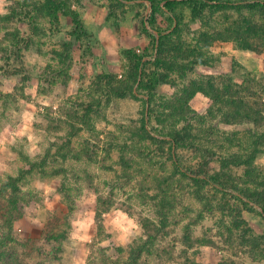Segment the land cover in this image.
Segmentation results:
<instances>
[{
    "label": "rangeland",
    "instance_id": "obj_1",
    "mask_svg": "<svg viewBox=\"0 0 264 264\" xmlns=\"http://www.w3.org/2000/svg\"><path fill=\"white\" fill-rule=\"evenodd\" d=\"M47 1L0 0V187L21 176L17 197L33 199L13 233L27 251L49 246L47 227L66 232L56 257L33 253L28 264H107L116 247L125 249L120 258L126 260L150 241L152 254L141 259L149 264H264V216L254 201L241 199L246 206L234 200L236 189L255 191L254 177L243 179L244 168L230 166L224 172L232 177L227 174L224 181L217 168L212 177L193 182L209 152H215L214 162L216 156L249 153L264 124L227 126L221 114L208 115L206 107L187 123L182 118L191 115L190 101L181 104L183 117H172L164 107L184 86L194 89L192 81L202 75L205 84L223 81L228 67L215 69L221 59L209 50L219 43L213 36L228 28L242 38L258 21L264 29V4L156 0L159 8L172 5L173 13L164 11L176 18L171 22L156 12L160 37L149 24V0H51L55 16H49L50 4L44 8ZM204 32L212 42L200 45ZM158 38L167 47L178 44L179 51L158 54ZM226 41L213 49L236 54L241 64L224 81L264 123V44L255 41L258 52H237ZM234 46L239 48L235 41ZM197 47L201 51L193 52ZM164 62L186 67L185 77L170 74L177 89L155 85L168 73ZM201 65L213 67L211 73ZM111 86L134 88L120 97ZM177 133L185 139L180 146L169 142ZM148 134L156 140L139 143ZM263 162L252 166L264 170ZM156 193L160 197L153 199ZM257 194L253 197L261 199ZM99 196L106 202L98 214ZM162 197L176 208H165ZM239 207L246 210L239 213Z\"/></svg>",
    "mask_w": 264,
    "mask_h": 264
},
{
    "label": "trees",
    "instance_id": "obj_2",
    "mask_svg": "<svg viewBox=\"0 0 264 264\" xmlns=\"http://www.w3.org/2000/svg\"><path fill=\"white\" fill-rule=\"evenodd\" d=\"M152 4V16L149 19V24L152 30L155 32H158V34L161 37L162 30L157 28L156 26V21H155V14L162 13V16L166 20H170L173 22L176 20L175 17H170L167 15L165 9L167 11H171L173 13V8L171 7L172 5L168 4V2L165 3L164 8H159L160 6L157 5L156 0H149ZM50 7H46L49 6ZM262 0H253L250 5L257 7L263 5ZM160 5V4H159ZM48 9L49 16H55L56 15V3L51 2V0H48L47 3L44 5V8ZM259 22V21H258ZM258 22L252 23L251 26H249L245 32H242L243 36L242 38L237 36H232L230 33V30L228 28H225V32H221L220 34H216L214 37V41H226V40H233L237 43L238 47L240 49H258L255 41H259L262 44H264V29H262L261 26H258ZM158 23V21H157ZM207 32L202 33V36L199 38L200 45H202V42L204 41V44H208V42H212V38L206 34ZM154 40L156 41L155 35L150 32ZM168 42L163 40V38H158V54H164L166 51H175L178 52L180 49V46L178 44H173L171 43L168 47L167 44ZM211 44V43H209ZM196 51H201L200 48H195L193 52ZM202 53V52H201ZM181 60H184L183 57L181 56ZM70 59V58H69ZM179 59V58H178ZM166 65L165 68L167 70V74L160 75L158 78L157 84L159 85L160 83L162 84H171L172 80L170 79V74L175 73L176 71L179 73L180 77H185L186 76V71H185V66L181 64H172L169 62H164ZM209 75V74H208ZM162 76V78H161ZM211 78V76H209ZM136 79V78H135ZM213 80V79H212ZM208 79V83L205 84L203 79L200 80H194L192 81V86L194 89L187 91L188 86H184L181 89V92L174 98H171L167 101L164 102V107L166 109H171L170 112L172 117L175 115L179 114L182 115L183 117V109L184 105L182 106L181 104H185L186 102H189L193 96L198 92L202 91L206 93L207 95L211 96L213 99V104L209 108L207 114L212 115V116H217V115H222L224 122L226 125H235L237 123H244V122H253L254 125L256 126L257 124L262 123V115L260 113L255 112L254 114L253 111H251L250 106H248L243 98L241 96L236 95V92L234 90V87L232 84L229 82L224 81L223 82V87L218 86L216 81H212ZM171 81V82H170ZM173 84V83H172ZM176 85V82L175 84ZM134 87H131L130 89L126 90L123 88L115 89L111 86V91L114 92L115 95H118L120 97L126 96L129 92H132ZM189 92V93H188ZM187 95V99L184 100V96ZM174 101V106L170 107V102ZM190 105V103H189ZM170 107V108H169ZM218 107V111H214V109ZM191 115L187 117H183L182 119L190 123L192 119L194 118L193 115L198 116L199 114L192 109L190 106L189 108ZM218 112V114H216ZM170 115V114H169ZM150 133V132H149ZM234 137H237V133L232 134ZM147 137V136H146ZM142 139L141 142H145L148 138L150 140H156L152 134H148L147 138ZM184 137L180 135L179 133L174 134L170 137L169 142H171L175 146H180L179 143L184 142ZM229 140H232V136ZM193 149H197V144L192 142L190 145ZM252 150L249 153L242 154V153H232L228 156H216V162H214L211 158L215 157V152L213 153H208L209 154V159L208 158H203L201 161L198 163V169L195 171V174L193 176V182L195 183H200L201 180L206 179V177H212L210 175L211 172H215L217 168H221L222 175L219 176L218 179L220 181H224L223 179L225 178V175H230L228 172H224V169L229 168L230 166H241L244 165L246 166V178L248 176L254 177V179L250 180L252 184L256 186L255 191L251 190L250 188L246 187L245 189H240L241 191L239 192L236 188L235 185H230V189H236L239 194L241 193L244 197H246L249 200L254 201L256 204L260 205L263 212L264 216V178L261 179L259 176H256V169L254 166H252L257 154L262 151V147L264 146V133L258 134L255 133V140L252 143ZM257 147V148H256ZM143 150H146V147L143 145L142 146ZM207 153L208 149L204 148ZM264 149V148H263ZM254 169V174L252 176V172ZM31 170H28L30 172ZM217 172V171H216ZM229 177H232L231 175ZM22 180L21 176H15V177H9L7 182L3 183L2 186L0 187V264H28L29 260L33 258V255L36 254L38 256H45V257H56V254L58 251H62V238L64 239L66 236L65 230H58L54 229V227L46 228V234L44 235V241L46 244L49 246L42 247L38 249L36 245L32 247V249H28L25 251L24 245H26V242L22 244L21 241H19L16 236L13 233V226L15 221L20 217L21 215L25 214L28 207L32 204L33 199L29 195H23L22 198L17 197V192L19 190L18 186V181ZM127 180L130 179V177L126 178ZM249 180V178H248ZM205 181V180H204ZM206 183V182H203ZM216 183V182H214ZM207 184V183H206ZM218 184V183H217ZM223 190V189H222ZM226 190V188H224ZM224 192V191H223ZM254 193H258L257 195L260 196L261 199H257L253 197ZM198 195V193H196ZM240 196V195H239ZM238 195H235V199L237 201L243 202L246 206L248 205L247 202H244L242 197L240 198ZM153 199H157L160 196L156 193L151 196ZM166 201H168V197H162L159 199V203H161L165 208L171 207L176 208L175 204H167ZM170 201V200H169ZM105 200H103L102 196L98 197V205H97V213L99 214L102 212L104 209L103 207L105 206ZM114 206V204L112 205ZM111 206V207H112ZM107 208L110 210L111 208ZM238 208V207H237ZM223 209V208H222ZM243 209L239 207V210L237 212L241 213ZM229 214L233 212L229 210ZM97 214V216H98ZM238 216V215H237ZM154 244L153 241L150 242H145L143 245L139 246V248H136L135 250H131L129 252V255L126 257V260H122L120 258V252H124L125 249L122 247H116L115 251L112 254H109L107 256L108 263L107 264H149V262L146 261V259H142L144 254H152V250L150 249L151 245ZM37 248V249H36ZM50 248V249H49ZM105 250V252L108 250V248L104 247L101 248ZM164 251V250H162ZM34 253V254H33ZM119 253V254H118ZM128 259H131V263L127 261ZM121 260V261H120ZM141 260V263L139 261ZM172 258H170L167 262L171 261ZM97 263V262H96ZM100 264V263H98ZM194 264H200L199 262H196Z\"/></svg>",
    "mask_w": 264,
    "mask_h": 264
},
{
    "label": "crops",
    "instance_id": "obj_3",
    "mask_svg": "<svg viewBox=\"0 0 264 264\" xmlns=\"http://www.w3.org/2000/svg\"><path fill=\"white\" fill-rule=\"evenodd\" d=\"M227 42V41H226ZM226 42H222L223 44L224 43H226ZM228 42H231L232 44H233V49H234V51H237V52H258L259 51V49H254V50H251V49H239V48H236V46H234V41H232V40H230V41H228ZM218 45H220L221 44V41H219V43H217ZM216 44V45H217ZM216 45H214V46H216ZM214 46H211V47H209L210 49L209 50H211L213 53H215V55L216 56H218V57H220V65L218 64H214V65H216V70H217V68L218 69H220L221 70V68L222 67H224V66H227L228 67V71H229V73H231L232 72V70H233V66L235 65L236 67H237V64H238V67L240 66V64H241V62H240V60L238 59V56L236 55V54H230L229 52H226L225 50H223V49H220L219 51H215L214 49H213V47ZM213 49V50H212ZM234 55V56H233ZM230 57V58H229ZM234 57V58H233ZM225 59H226V61H225ZM231 59V60H230ZM229 61H233V65H231V63L229 62ZM202 66V68H205V69H207V70H205L206 72H210L211 71V69H213V67H211V66H206V65H201ZM215 67V66H214ZM228 71H223V73H222V78H223V81H220V80H218V81H216L217 83V85L218 86H220V87H223V82H224V78H225V80H227L228 79V77H229V75L227 74L228 73ZM211 73V72H210ZM206 76V75H205ZM201 78L203 79V75L201 76ZM196 80V79H195ZM200 80V79H199ZM201 81V80H200ZM164 85H168V86H172V87H175L176 89H177V85H172V84H164ZM177 95H175L174 97H176ZM174 97H171V98H174ZM199 97H202L204 100H200L199 102H198V104L200 105V106H196V105H193L192 106V103L194 104L195 102H196V100L199 98ZM213 104V99H212V97L211 96H209V95H207L206 93H204V92H202V91H198L194 96H193V98L190 100V106L192 107V109L194 110V111H196V112H199L201 109H203L204 107H206V109H207V112H208V110H209V108L211 107V105ZM206 112V113H207ZM264 123H261V124H257L256 126H262ZM262 133H264V131H262L261 133H259V134H262ZM264 146L261 148L262 149V151L261 152H259L258 154H257V156H256V158H255V160H254V162L255 163H257V160H258V163H259V161H264ZM263 164H264V162H263ZM235 167V166H234ZM239 167H243L244 168V174H242L241 176H242V178L243 179H245L246 178V166H244V165H241V166H239ZM255 167V166H254ZM256 176H259L261 179H263L264 178V170L263 169H258L257 168V170H256ZM235 195H240L241 197H242V199H244L245 197L240 193L239 194V192H236L235 191ZM234 200H236L235 198H234ZM253 204L259 209V211L262 213L263 212V210H262V208H261V206L260 205H258V204H256L255 202H253ZM97 205H98V197H97ZM97 205H96V209H97ZM115 209H117V208H115ZM243 210H246V208L244 209V208H242ZM97 211V210H96ZM263 215V214H262Z\"/></svg>",
    "mask_w": 264,
    "mask_h": 264
}]
</instances>
